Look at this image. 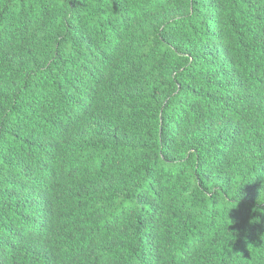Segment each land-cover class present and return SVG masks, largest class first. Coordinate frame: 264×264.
Returning <instances> with one entry per match:
<instances>
[{
	"label": "trees",
	"instance_id": "trees-1",
	"mask_svg": "<svg viewBox=\"0 0 264 264\" xmlns=\"http://www.w3.org/2000/svg\"><path fill=\"white\" fill-rule=\"evenodd\" d=\"M0 264H264V0H0Z\"/></svg>",
	"mask_w": 264,
	"mask_h": 264
}]
</instances>
